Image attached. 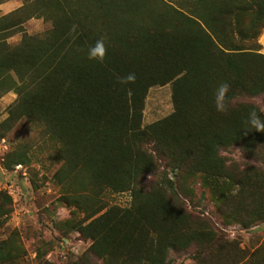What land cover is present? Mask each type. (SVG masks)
Here are the masks:
<instances>
[{
    "label": "trees",
    "instance_id": "16d2710c",
    "mask_svg": "<svg viewBox=\"0 0 264 264\" xmlns=\"http://www.w3.org/2000/svg\"><path fill=\"white\" fill-rule=\"evenodd\" d=\"M235 1V8L222 0L207 14H199L201 19L193 14L194 18L189 17L207 40L178 37L182 32L174 27L172 32L167 31L166 18L151 11L152 16L150 13L139 16L140 20L147 18L148 21L136 30L130 23L125 24L126 15L129 16L125 0H28L0 17V32L19 28L35 16H43L53 23L50 30L40 34L24 32L17 45L0 42V84L14 80L6 90L14 87L19 91V99L11 108V118L18 120L27 115L45 122L50 135L59 141L60 153L68 166L76 164L77 168L81 162V169L92 172L98 187L133 192L132 207L112 206L103 211L105 206H101L86 217L92 218L86 225H80V231L93 240L87 251L88 258L93 254L98 258L112 257L117 264H142L143 261L164 264L170 249H184L193 240L206 239L205 225L189 226L192 215L177 199L173 182L170 195L159 185L150 190L139 187L141 177L159 172L154 153L159 160L167 159L178 169L187 158L191 159L197 163L194 172L210 175L212 184L221 185L219 177L231 179L238 186L235 194L238 211L244 209V200L252 199L250 216L237 217L234 221L245 228L264 222V171L250 167L239 177L230 174L220 163L218 153L222 147L243 145L251 148L250 158L258 160V152L264 148L261 147L264 133L245 130L244 120L250 110H241V117L223 116L222 124L212 126L207 121L211 122L209 112L212 114L215 108L206 103L201 113L204 120L194 129V139H188L184 131V121L194 108L187 100L196 95L197 90L193 89L198 83L196 79L200 75L211 80L216 77L217 71H208L205 75L202 71H193L205 60L201 47L204 45L206 56L213 51L224 54L228 49L213 39L202 23L211 28L214 22L216 25L219 20L236 15V24L241 25L249 11L255 14V23L264 21V0ZM74 24L78 25L77 31L69 35ZM102 36L106 37L108 48L105 61L89 60V46ZM232 50L241 48L235 46ZM224 64L223 73L232 72L237 76V81H233L236 88L264 93L263 68L246 77L244 67L233 55ZM128 73H135V83L119 84L117 75ZM170 82L175 111L142 126V112L150 88ZM128 88L132 90L130 96ZM180 97L185 102L179 104ZM177 129L182 132L177 133ZM146 140L154 144V149L145 150L142 142ZM226 202L218 205L221 214ZM261 246L252 253L259 252L257 264H264V243ZM244 259L237 264H242Z\"/></svg>",
    "mask_w": 264,
    "mask_h": 264
},
{
    "label": "rangeland",
    "instance_id": "374dc122",
    "mask_svg": "<svg viewBox=\"0 0 264 264\" xmlns=\"http://www.w3.org/2000/svg\"><path fill=\"white\" fill-rule=\"evenodd\" d=\"M27 1L7 0L0 3V17ZM225 1L235 8V0ZM219 2L222 3V0H125L126 12L129 13L125 24L130 23L138 30L140 24L148 21L147 18L140 20L139 16L161 13L166 18L167 31L172 32L174 27L182 32L178 35L180 38L207 40L189 17L194 15L199 19V14H207ZM254 15L249 11L243 16L241 25L236 24V15H229L216 25L214 22L211 28L202 23L208 34L228 49L224 54L213 51L206 56L204 45L201 47L205 60L193 71H202L204 75L208 71L217 72L216 77L211 76L212 80L201 75L199 78L202 79H196L198 83L193 86L197 90L196 95L187 100L194 108L184 121L188 139H194V129L204 120L202 107L206 103L213 105V92L220 83L231 82L229 97L233 103L227 114L216 110L212 114L209 112L212 123L207 121V124L218 126L222 124L223 116L241 117V110H251L257 104L258 111L264 107V93L254 94L243 87L236 88L237 84L233 81L237 76L232 72L223 73L225 60L230 55L242 64L246 77L259 68L264 70V21L255 23ZM52 27L50 19L35 16L19 28L0 32V42L17 45L21 43L24 32L40 34ZM189 44L190 48H194L193 44ZM235 46L241 50H232ZM195 56L202 58L201 55ZM12 81L9 79L0 84V264H117L112 257L98 258L93 254L87 257L93 240L80 231V225H86L92 219L87 220L86 217L101 206H105L103 211L112 206L132 207L133 192L98 187L92 172L81 169V162L77 168L76 164L68 166L60 153L59 141L50 135L45 122L27 115L18 120L11 118V108L19 99L18 89L6 90ZM172 85L170 82L150 88L142 112V126L162 120L175 111ZM177 101L179 104L185 102L181 97ZM176 132L182 131L177 129ZM150 142H142L145 150L154 149V144ZM250 149L243 145L222 147L218 152L220 163L230 174L235 173L238 177L250 167L264 171V148L259 150L258 160L250 158ZM153 155L159 172L141 177L139 187L150 190L159 185L170 195V183L173 182L177 199L192 215L189 226L200 223L208 232L206 239L193 240L184 249H170L164 264H237L243 257L245 264H257L259 252L252 253L264 243V222L245 228L234 221L237 217L250 216L252 199L244 200V209L238 211V198L235 196L238 186L231 179L219 177L221 185L212 184L210 175L194 172L197 163L191 159L187 158L184 166L178 169L171 161L159 160L156 153ZM149 176H153L152 181ZM225 202L226 208L221 214L218 205L222 206ZM142 264L154 263L143 261Z\"/></svg>",
    "mask_w": 264,
    "mask_h": 264
},
{
    "label": "clouds",
    "instance_id": "9594fccd",
    "mask_svg": "<svg viewBox=\"0 0 264 264\" xmlns=\"http://www.w3.org/2000/svg\"><path fill=\"white\" fill-rule=\"evenodd\" d=\"M78 25H72L69 35L76 33ZM108 48L106 45V37H100L95 41L94 44L90 45L88 48V59L92 61H98L103 63L106 59ZM117 82L121 85H128L135 83L136 75L135 73H128L124 76L117 75ZM230 84L227 82L220 83L217 85L213 92V106L215 110L220 114H227L230 110V107L233 103L231 97H229ZM128 95H132V90L130 88L126 89ZM259 105L257 104V107ZM257 107H253L247 114L244 124L246 125L245 130H255L257 132L264 133V107H260L259 112ZM148 179L152 181L153 176H149ZM131 200V197H129Z\"/></svg>",
    "mask_w": 264,
    "mask_h": 264
}]
</instances>
